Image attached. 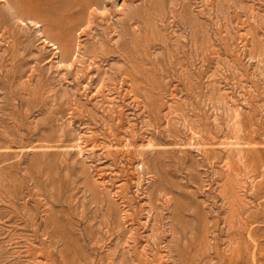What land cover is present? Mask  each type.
I'll return each mask as SVG.
<instances>
[{
    "label": "rangeland",
    "instance_id": "obj_1",
    "mask_svg": "<svg viewBox=\"0 0 264 264\" xmlns=\"http://www.w3.org/2000/svg\"><path fill=\"white\" fill-rule=\"evenodd\" d=\"M0 264H264V0H0Z\"/></svg>",
    "mask_w": 264,
    "mask_h": 264
}]
</instances>
